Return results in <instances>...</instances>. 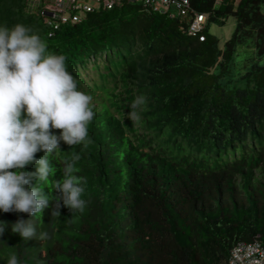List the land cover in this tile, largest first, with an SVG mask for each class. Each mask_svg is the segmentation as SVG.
<instances>
[{
	"label": "trees",
	"instance_id": "1",
	"mask_svg": "<svg viewBox=\"0 0 264 264\" xmlns=\"http://www.w3.org/2000/svg\"><path fill=\"white\" fill-rule=\"evenodd\" d=\"M24 1L0 0V25L21 23L62 54L80 90L91 63L100 82L87 90L101 97L98 104L107 111L110 104L126 121L134 115L166 139L152 155L126 139L106 164L92 163L80 145L60 142L48 157L56 171L42 186L56 196L53 179L62 178L63 161L78 152L85 210L70 212L62 201L57 217L45 209L42 228L50 238L41 242L5 229L0 259L6 264L15 253L23 264H227L237 241L258 237L264 245V64L254 61L243 74L234 68L238 43H253L255 54H264V0H189L207 13L203 41L189 37L177 18L136 5L89 12L49 36ZM228 15L236 25L220 48L206 30ZM78 65L79 71L72 67ZM105 131L97 128L96 144ZM123 160L130 173L112 184L106 175ZM112 190L122 194L110 205L104 198ZM18 218L29 217L0 212L7 223Z\"/></svg>",
	"mask_w": 264,
	"mask_h": 264
},
{
	"label": "clouds",
	"instance_id": "2",
	"mask_svg": "<svg viewBox=\"0 0 264 264\" xmlns=\"http://www.w3.org/2000/svg\"><path fill=\"white\" fill-rule=\"evenodd\" d=\"M47 1L25 0L23 7L29 15L39 17L43 27L50 29L49 36L61 26L79 23L87 13L99 10L78 12V21L71 18L60 21L47 12ZM122 5H136L143 12L158 13L129 2L112 8ZM200 13L206 16L201 32L205 39L207 13ZM72 67L77 71L81 69L79 65ZM85 69L82 77L86 86L80 90L67 70L62 54L50 52L46 42L21 23L11 27L0 25V212H23L29 217L18 218L12 223L0 220V236L7 229L23 241L29 238L45 241L50 238L49 232L42 228L45 209L57 217L59 201H62L70 212L85 210L87 201L82 198L85 181L77 174H83V167L76 166L80 158L78 152L73 151L70 160L63 161L62 178L53 179L51 190H56V196L42 186L56 171L48 157L60 151V142L80 145L94 164L105 163V157H113L126 139L138 145L143 154L152 155L163 147L165 131L150 130L131 114L128 115L130 121H126L109 107L110 104L108 111L103 109L102 103L98 104L101 97L96 98L87 90L93 81L100 82L97 70L91 63ZM139 103L141 101H136L132 107ZM114 118L119 120L115 122ZM127 123L133 125L128 127ZM99 126L106 130L102 144L94 142ZM146 137L154 139L151 143L142 141ZM26 165H29V171L25 170ZM128 173L130 170L123 160L113 173L106 175V179L113 184L123 180ZM32 178H35L34 184ZM121 194L112 190L104 200L112 205ZM6 264H23V261L12 253Z\"/></svg>",
	"mask_w": 264,
	"mask_h": 264
},
{
	"label": "built area",
	"instance_id": "3",
	"mask_svg": "<svg viewBox=\"0 0 264 264\" xmlns=\"http://www.w3.org/2000/svg\"><path fill=\"white\" fill-rule=\"evenodd\" d=\"M123 2L138 3L143 9L177 18L189 36L204 39L201 33L206 16L191 8L189 0H48L45 8L52 18L78 21V12L109 9ZM227 264H264V245L259 239L237 241L229 252Z\"/></svg>",
	"mask_w": 264,
	"mask_h": 264
},
{
	"label": "rangeland",
	"instance_id": "4",
	"mask_svg": "<svg viewBox=\"0 0 264 264\" xmlns=\"http://www.w3.org/2000/svg\"><path fill=\"white\" fill-rule=\"evenodd\" d=\"M19 4V2H18ZM23 5V4H19ZM260 15L263 17L264 21V6L260 9ZM264 23V22H263ZM236 25V18L234 15H228L225 21L220 23H210L207 26V33L213 35L217 41L218 46L220 48H223L224 42L228 40L231 37L232 32L234 31ZM259 31L264 34V25L259 29ZM258 38V36H256ZM255 39V38H253ZM235 55H234V62H235V71L239 72V74H243L245 70L249 69L250 63L261 62V64H264V54L261 57H258L257 54H255L256 47L253 43H238L235 48ZM263 51V47L259 50V52ZM245 60V61H244ZM244 65H247L245 67ZM238 76V75H237ZM234 75V78L237 77ZM258 176H260L259 172H257Z\"/></svg>",
	"mask_w": 264,
	"mask_h": 264
}]
</instances>
